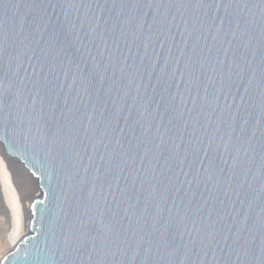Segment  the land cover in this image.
<instances>
[{
    "label": "water",
    "instance_id": "95a60500",
    "mask_svg": "<svg viewBox=\"0 0 264 264\" xmlns=\"http://www.w3.org/2000/svg\"><path fill=\"white\" fill-rule=\"evenodd\" d=\"M0 144V264H264V0H0Z\"/></svg>",
    "mask_w": 264,
    "mask_h": 264
},
{
    "label": "bare ground",
    "instance_id": "6f19581e",
    "mask_svg": "<svg viewBox=\"0 0 264 264\" xmlns=\"http://www.w3.org/2000/svg\"><path fill=\"white\" fill-rule=\"evenodd\" d=\"M8 162L10 161L5 156L0 144V213L5 214V219L0 220V254L3 253L1 246L13 244V247L21 234L26 231L29 224H27L29 222L28 209L31 200H33L34 182L27 173L20 170V177L11 182V185L5 171V165Z\"/></svg>",
    "mask_w": 264,
    "mask_h": 264
},
{
    "label": "rangeland",
    "instance_id": "374dc122",
    "mask_svg": "<svg viewBox=\"0 0 264 264\" xmlns=\"http://www.w3.org/2000/svg\"><path fill=\"white\" fill-rule=\"evenodd\" d=\"M5 171L7 172V175H8V180H10V183L11 182H14L17 178L20 177V169L18 168V166L13 163V162H8V164L5 165ZM9 183V184H10ZM33 184V183H32ZM12 185V183H11ZM33 189H32V195H33V198L35 197V195L37 194V188H36V185L33 184ZM32 198V199H33ZM32 201V200H31ZM31 203V202H30ZM28 218L30 220V208L28 209ZM5 219V214L3 213H0V220H4ZM28 220V221H29ZM29 222H27L28 224ZM26 224V223H25ZM28 233V227H26V231L23 232L21 234L20 237H22L23 235L27 234ZM19 237V238H20ZM18 238V240H19ZM17 241V240H16ZM1 245V244H0ZM13 245V244H12ZM12 245L10 246H1V252H3L2 254H0V260L1 258L11 249ZM2 247H4V249H2Z\"/></svg>",
    "mask_w": 264,
    "mask_h": 264
}]
</instances>
